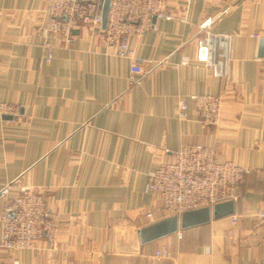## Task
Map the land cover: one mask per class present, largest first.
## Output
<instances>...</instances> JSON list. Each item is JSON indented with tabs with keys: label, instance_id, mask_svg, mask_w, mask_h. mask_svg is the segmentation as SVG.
<instances>
[{
	"label": "crops",
	"instance_id": "1",
	"mask_svg": "<svg viewBox=\"0 0 264 264\" xmlns=\"http://www.w3.org/2000/svg\"><path fill=\"white\" fill-rule=\"evenodd\" d=\"M50 1L0 0V103L18 106L0 112V243L5 206L24 187L58 212V241L0 245V264H264V0H169L132 40L140 74L89 25L64 46L46 27ZM205 93L223 97L217 125L197 119L191 95ZM194 142L251 169L244 197L181 239L142 243L146 213L166 216L149 173ZM163 246L171 258L154 257Z\"/></svg>",
	"mask_w": 264,
	"mask_h": 264
},
{
	"label": "built area",
	"instance_id": "2",
	"mask_svg": "<svg viewBox=\"0 0 264 264\" xmlns=\"http://www.w3.org/2000/svg\"><path fill=\"white\" fill-rule=\"evenodd\" d=\"M101 0H51L49 4L47 30L60 34L64 46L74 39V30L91 26L103 37L111 54L131 59V70L144 73L143 59L132 46L133 38H139L152 26L155 16L168 13L169 0H111L109 19L102 28ZM259 36V33H255ZM46 60L53 57V46L47 43ZM197 119L203 126L217 125L221 120L223 97L220 94H192ZM186 99L179 103V119L189 118ZM0 112L15 114L18 106L9 102L0 103ZM251 172L234 160L221 161L212 145L194 142L185 143L175 152L171 161H164L149 173L148 186L157 193L165 215L178 214L203 207L213 206L225 200L238 201L244 197L242 184ZM150 223L156 221L153 211L146 213ZM258 216L264 239V203ZM236 221V216L233 217ZM2 239L0 245L10 251L31 248L46 237L50 242L58 241L60 216L49 205L46 197L34 188L24 187L14 195L4 209L1 218ZM177 237L183 232L179 229ZM156 258H171L168 246L157 249ZM18 263V260H14Z\"/></svg>",
	"mask_w": 264,
	"mask_h": 264
},
{
	"label": "water",
	"instance_id": "3",
	"mask_svg": "<svg viewBox=\"0 0 264 264\" xmlns=\"http://www.w3.org/2000/svg\"><path fill=\"white\" fill-rule=\"evenodd\" d=\"M111 0H101L102 28H106L109 19ZM157 16L154 17V20ZM78 32V30H74ZM261 49L264 46V36L260 40ZM5 118H12L11 115H4ZM236 201L230 199L217 202L213 206L190 209L181 215L173 214L160 218L152 223L139 228V237L142 243H148L167 235L177 232L179 229L201 225L210 222L212 219H218L235 213Z\"/></svg>",
	"mask_w": 264,
	"mask_h": 264
}]
</instances>
